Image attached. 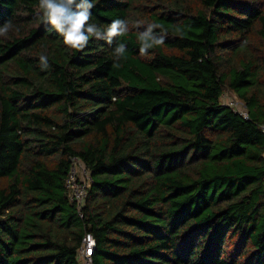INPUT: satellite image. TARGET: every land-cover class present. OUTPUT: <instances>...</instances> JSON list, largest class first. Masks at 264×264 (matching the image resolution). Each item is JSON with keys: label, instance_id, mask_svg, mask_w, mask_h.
I'll list each match as a JSON object with an SVG mask.
<instances>
[{"label": "trees", "instance_id": "16d2710c", "mask_svg": "<svg viewBox=\"0 0 264 264\" xmlns=\"http://www.w3.org/2000/svg\"><path fill=\"white\" fill-rule=\"evenodd\" d=\"M92 3L90 23L130 31L77 51L39 0H0V264H78L83 233L92 264H264V0ZM137 23L164 42L141 54Z\"/></svg>", "mask_w": 264, "mask_h": 264}, {"label": "clouds", "instance_id": "9594fccd", "mask_svg": "<svg viewBox=\"0 0 264 264\" xmlns=\"http://www.w3.org/2000/svg\"><path fill=\"white\" fill-rule=\"evenodd\" d=\"M95 7L92 0H39L38 11L41 21L50 25L62 38L63 43L77 51H82L87 47L90 38L104 40L108 45L113 44L114 38L125 35L130 31V26L126 20L114 19L107 27H100L95 23H90L92 17L91 9ZM137 30L143 28L139 33L141 43V54H147V50L154 45L164 42L166 33L157 34L156 24L134 25ZM13 25L11 21L0 27V36H7ZM126 45L117 43L113 49L114 66L119 67V61L126 52ZM40 67H49L48 58L45 54L39 56Z\"/></svg>", "mask_w": 264, "mask_h": 264}, {"label": "built area", "instance_id": "2783aa9c", "mask_svg": "<svg viewBox=\"0 0 264 264\" xmlns=\"http://www.w3.org/2000/svg\"><path fill=\"white\" fill-rule=\"evenodd\" d=\"M221 103L229 106L231 109L239 113L242 117L246 118L247 114L244 106L239 107L240 101L235 97H227V94L223 92L220 95ZM260 130L264 135V122L260 124ZM262 157L264 158V150L262 152ZM76 160H71V167L65 178V189L67 191L68 199L74 203L75 209L79 216H81V209L84 205L86 190L90 182V178L87 170L84 166ZM76 168L83 171V177L79 178L76 174ZM262 186L264 187V178L262 181ZM95 240L91 233H83L80 242L76 248V259L78 264H92V251L94 248Z\"/></svg>", "mask_w": 264, "mask_h": 264}, {"label": "rangeland", "instance_id": "374dc122", "mask_svg": "<svg viewBox=\"0 0 264 264\" xmlns=\"http://www.w3.org/2000/svg\"><path fill=\"white\" fill-rule=\"evenodd\" d=\"M224 92L227 94V97H231V98L235 97L234 94L232 92H230L229 90H225ZM220 101H221V99H220ZM242 105L243 104L241 102L238 104L239 107H242ZM76 174L78 175L79 178L83 177V171L82 170H78L77 168H76Z\"/></svg>", "mask_w": 264, "mask_h": 264}]
</instances>
